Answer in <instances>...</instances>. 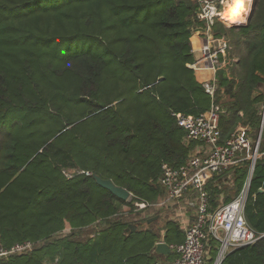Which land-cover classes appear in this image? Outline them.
Instances as JSON below:
<instances>
[{
	"label": "trees",
	"instance_id": "16d2710c",
	"mask_svg": "<svg viewBox=\"0 0 264 264\" xmlns=\"http://www.w3.org/2000/svg\"><path fill=\"white\" fill-rule=\"evenodd\" d=\"M197 9L194 0H0V246L35 242L0 264H170L173 253L164 258L154 248L183 241L177 223L166 219L161 234L150 218L145 227L120 218L127 202L93 175L138 201L164 198L161 164L179 165L193 148L172 113L197 115L211 103L189 66L190 37L203 26ZM212 31L229 34L214 98L226 139L239 124H261L264 0H254L245 24L225 27L217 18ZM75 169L92 175L62 172ZM228 174L235 191L224 202L243 187L247 162L208 185L213 208ZM261 187L264 162L255 166L245 208L259 234ZM89 228L82 240L72 236ZM221 264H264V236Z\"/></svg>",
	"mask_w": 264,
	"mask_h": 264
},
{
	"label": "built area",
	"instance_id": "2783aa9c",
	"mask_svg": "<svg viewBox=\"0 0 264 264\" xmlns=\"http://www.w3.org/2000/svg\"><path fill=\"white\" fill-rule=\"evenodd\" d=\"M198 4L196 18L203 26L196 28L192 35L198 33L202 44L199 57L189 66L194 72L209 70L212 78L201 81L204 91L211 103L208 109L197 115L172 113L185 132V140L196 145L185 162L172 165L161 164V175L158 183L165 190L163 199L155 203L138 201L137 210L147 207H162L175 202L183 196L194 195L197 202L194 221L185 228L184 239L177 244H170L173 258L170 264H207L209 243L214 241L216 256L212 264H221L232 250L257 242L263 233H256L245 217L248 190L255 166L264 162V149H261L259 138L251 139L242 127L235 129L228 138L221 139L219 118L221 109L214 102L217 91V73L229 62L227 57L228 43L222 36L212 31L215 19L224 22L221 13L226 0H194ZM264 115V110H263ZM247 162V175L240 192L230 201L211 206L208 185L217 177L225 175ZM67 178L74 175H92L90 171H62ZM35 242L23 241L9 248L0 246V257L16 253L29 252ZM155 264H163L157 262Z\"/></svg>",
	"mask_w": 264,
	"mask_h": 264
},
{
	"label": "rangeland",
	"instance_id": "374dc122",
	"mask_svg": "<svg viewBox=\"0 0 264 264\" xmlns=\"http://www.w3.org/2000/svg\"><path fill=\"white\" fill-rule=\"evenodd\" d=\"M227 1V0H226ZM254 0H251V3L249 5V9L248 12H250V7H252ZM226 4V3H225ZM225 6V5H224ZM247 12V16L246 19L248 17V13ZM245 20H242L241 22L235 23L236 25H242L245 23H242ZM224 21V20H223ZM224 24L225 27H230L232 25L235 24H230L227 21L222 22ZM225 39L228 43V52L227 55H229V34H226ZM226 73L229 75V65L226 67ZM226 100H221V105L225 108L224 104L226 103ZM263 110H264V105H262ZM194 146V144H193ZM193 152V150H191L190 154ZM72 171V170H71ZM220 193L214 198L215 204L217 203L220 204L224 201H226L229 196H233L234 194V184H233V180H232V175H227L225 176L220 183ZM126 204L122 207V210L119 214L120 218L124 219V220H136L137 222H139L141 227H145L146 226V222L144 221L145 218H150L153 219V221L155 220V223H153L154 225H152L156 230H158L159 233L162 234V230H163V225L166 219H175V214L176 209L175 208H167V207H151V208H144V209H138L135 205V203H138L137 200L132 199V196L130 195L129 198L126 200ZM157 217V218H155ZM90 232H92V229H85L82 232L79 233H74L72 236L75 239H84L86 238V236L88 237V235L90 234ZM161 262H163L162 260H160Z\"/></svg>",
	"mask_w": 264,
	"mask_h": 264
},
{
	"label": "crops",
	"instance_id": "0c3cea01",
	"mask_svg": "<svg viewBox=\"0 0 264 264\" xmlns=\"http://www.w3.org/2000/svg\"><path fill=\"white\" fill-rule=\"evenodd\" d=\"M223 11H222V13H223ZM222 15L223 14H221V16ZM224 21H226V20L224 19ZM245 22L246 21H244L242 23H245ZM190 41H191L193 56H194V58H197V57H199V54H200L199 50H200V46L202 44L201 36L198 33H195L190 37ZM195 77H196L198 82H201L203 80L211 79L212 73L209 70L198 71V72H195ZM259 114H261V124L258 126V129L254 128L253 125L250 124L249 122H246L244 124H239L236 127V129L238 127H242L245 130V132L247 133V135H249V137H251V139L256 140L257 138H259L261 149H264V115H263V111H261V113H259ZM239 115L241 116L242 112H240ZM197 146L198 145L194 144V146L192 148L193 152ZM263 191H264V189L261 187L259 189V192H263ZM196 202H197V200H196L195 196L191 194V195L183 196L175 202H170L166 206H162V207L175 208L176 209L177 213L175 214V219L171 218L169 220H173L174 222H176L177 225L180 227V229L183 231V234H184L185 228L188 227L195 219V215H196L195 203ZM162 234H164V232Z\"/></svg>",
	"mask_w": 264,
	"mask_h": 264
},
{
	"label": "water",
	"instance_id": "95a60500",
	"mask_svg": "<svg viewBox=\"0 0 264 264\" xmlns=\"http://www.w3.org/2000/svg\"><path fill=\"white\" fill-rule=\"evenodd\" d=\"M252 8H253V5L250 9V12H249L248 17L246 19V22L248 21V18L250 16ZM93 178H94L95 183L97 185L108 190L109 192H111L113 195H115L117 198H119L121 200L126 201L129 198V196L131 195V193L127 189H125L123 187L116 186L109 179H103L98 175H93ZM155 218H157V217H155ZM151 220H153V219H149V221H151ZM154 252L157 255H161L164 258H167V256L171 253V250H170L169 244H167L164 241H159L155 245Z\"/></svg>",
	"mask_w": 264,
	"mask_h": 264
},
{
	"label": "bare ground",
	"instance_id": "6f19581e",
	"mask_svg": "<svg viewBox=\"0 0 264 264\" xmlns=\"http://www.w3.org/2000/svg\"><path fill=\"white\" fill-rule=\"evenodd\" d=\"M250 3L251 0H227L223 9L224 11L221 13L223 14V19L230 24L245 20Z\"/></svg>",
	"mask_w": 264,
	"mask_h": 264
}]
</instances>
